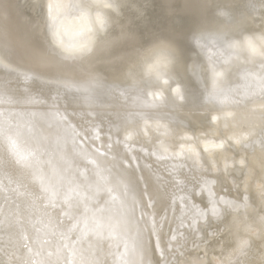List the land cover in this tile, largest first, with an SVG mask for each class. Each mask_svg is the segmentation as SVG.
Listing matches in <instances>:
<instances>
[{"label": "bare ground", "instance_id": "obj_1", "mask_svg": "<svg viewBox=\"0 0 264 264\" xmlns=\"http://www.w3.org/2000/svg\"><path fill=\"white\" fill-rule=\"evenodd\" d=\"M46 3L0 0V264H264V0H96L102 27L64 23L67 43L92 37L74 61L51 44ZM245 38L256 52L230 65L231 101L205 103L209 60ZM156 64L168 84L146 74ZM25 70L44 104L16 94Z\"/></svg>", "mask_w": 264, "mask_h": 264}, {"label": "snow or ice", "instance_id": "obj_2", "mask_svg": "<svg viewBox=\"0 0 264 264\" xmlns=\"http://www.w3.org/2000/svg\"><path fill=\"white\" fill-rule=\"evenodd\" d=\"M96 0H47L45 4L46 14H47V27L48 32L51 37V44L53 47L58 51L60 57L64 61H74L86 52L91 50L92 45V37L87 36V38L83 39L82 42L79 43H67L64 40V36L66 35L64 23L68 19L69 16L76 20L77 22H83L81 25V31L77 32L76 35L82 36L85 33L93 31L95 25L103 26L104 20L101 16L96 15L95 18H92L91 15V8L93 4H95ZM264 41V38H260ZM246 48L249 51L255 53L256 47L251 38H245L242 42H227L225 44L224 51H228L227 55H224L222 51L220 56L216 60H209L208 64V72H211V81L212 86L209 88L208 86L205 89L206 95L204 97L205 103L208 104H216L220 106H224L231 101L229 95L226 94V91L221 87L224 78L230 74L231 68L230 65L233 64L235 59H238V51L241 48ZM6 67V66H5ZM262 71H264V65L261 66ZM28 73H31L29 75ZM147 75L155 74L156 78L159 80H163L164 84H168V79H165L166 73L160 70L159 64L151 65L146 69ZM245 74H250L245 71ZM23 77V91H19L20 86L17 89V95H26V102L30 104H44L45 101L43 99H38L36 96L31 95L30 93L33 91V84L35 81L39 80L40 77L38 74L30 71L25 70L24 72L18 73L17 77L20 80V77ZM261 80V91H264V75L260 76ZM65 88H78L81 87L85 91H87L86 85H77L72 80H63L59 81ZM173 94L176 96L177 99L182 100L183 94L182 90L179 86H176L172 89ZM155 97L163 102V93H155ZM3 102L8 103L12 102L10 99L4 100ZM37 115V114H33ZM44 115V114H39ZM228 114L222 111V107L218 110V114L212 117L213 123H219L221 119L226 117ZM58 120L65 119L62 115L57 114ZM120 131V128L117 127V132ZM3 138L5 143V150L6 152L15 153L16 150V141L13 139L14 133H12V129L9 127L3 131ZM136 136L137 133L133 131H127L124 137V148L128 151H131L130 144L136 143ZM97 138L98 134H97ZM224 143L221 141L219 143H214L209 141L206 143L205 148L207 150H220L223 149ZM186 151H192L191 148H187ZM153 156H156L157 153H151ZM177 155H182V153H177ZM90 163H95V161H90ZM182 183V182H180ZM203 187V185H202ZM111 192L112 189H109ZM67 208L70 210L73 205L71 200L65 201ZM151 206V205H150ZM79 221H77V224ZM77 224L73 225V229L77 227ZM99 235V233H97ZM175 240V236L171 237ZM83 239V235L81 236ZM31 251V249H29ZM50 255V254H49ZM36 264V262H33ZM43 264V262H40ZM68 264H105L104 259H96L90 260L86 258H81L78 261L69 260Z\"/></svg>", "mask_w": 264, "mask_h": 264}, {"label": "rangeland", "instance_id": "obj_3", "mask_svg": "<svg viewBox=\"0 0 264 264\" xmlns=\"http://www.w3.org/2000/svg\"><path fill=\"white\" fill-rule=\"evenodd\" d=\"M217 221V220H216ZM216 224V223H215ZM215 224H214V226H215ZM216 228H213L212 230H215Z\"/></svg>", "mask_w": 264, "mask_h": 264}]
</instances>
